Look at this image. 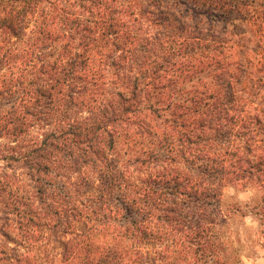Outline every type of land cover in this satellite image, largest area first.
Instances as JSON below:
<instances>
[{"label": "trees", "instance_id": "1", "mask_svg": "<svg viewBox=\"0 0 264 264\" xmlns=\"http://www.w3.org/2000/svg\"><path fill=\"white\" fill-rule=\"evenodd\" d=\"M242 23L264 0H0V264H233L223 189L264 193Z\"/></svg>", "mask_w": 264, "mask_h": 264}, {"label": "rangeland", "instance_id": "2", "mask_svg": "<svg viewBox=\"0 0 264 264\" xmlns=\"http://www.w3.org/2000/svg\"><path fill=\"white\" fill-rule=\"evenodd\" d=\"M183 8V7H181ZM202 26H207L209 19H201ZM220 28V24L215 25ZM243 31L250 28L253 38L248 45L250 59L253 63L252 76L238 79L242 82L238 88L244 91L249 87V80L259 92L256 102L264 105V29L258 25L249 26L242 23ZM249 30V31H250ZM244 31V32H245ZM251 34L245 32L246 37ZM182 85H179L181 87ZM243 89V90H242ZM264 116V113L262 114ZM264 127V117H263ZM258 154H264V132L259 131ZM260 140V141H259ZM262 190L255 186L245 189L227 186L223 189V206L235 213L229 214V221L222 231L224 242L234 250L233 264H264V199Z\"/></svg>", "mask_w": 264, "mask_h": 264}]
</instances>
